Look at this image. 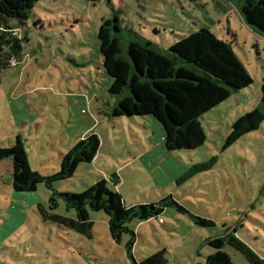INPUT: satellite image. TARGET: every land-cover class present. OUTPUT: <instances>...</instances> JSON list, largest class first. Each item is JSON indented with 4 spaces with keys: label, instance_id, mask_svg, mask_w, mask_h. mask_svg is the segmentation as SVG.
Segmentation results:
<instances>
[{
    "label": "rangeland",
    "instance_id": "374dc122",
    "mask_svg": "<svg viewBox=\"0 0 264 264\" xmlns=\"http://www.w3.org/2000/svg\"><path fill=\"white\" fill-rule=\"evenodd\" d=\"M117 18L126 56L131 42L150 43L170 57L169 47L204 28L233 50L252 85L200 118L206 134L192 151H168L164 129L153 117H113L118 97L108 88L98 31L103 20ZM21 51L2 74L0 147L19 135L29 165L44 178L60 169L62 157L81 139L98 135L100 148L74 175L36 192L13 188L12 161H0V264H133L126 249L130 234L112 240L109 217L89 212L91 237L45 221L39 207L76 219L58 193H82L99 180L118 192L127 206L158 203L172 196L184 209L166 207L160 218L132 220L135 261L164 250L167 264H207L216 252L206 241L238 235L264 257V122L223 149L232 123L261 106L264 83V37L242 21L230 0H40L19 24ZM186 182V173L197 171ZM189 214L214 222L200 227ZM242 225V227H241ZM234 264H247L229 246L222 248Z\"/></svg>",
    "mask_w": 264,
    "mask_h": 264
},
{
    "label": "trees",
    "instance_id": "16d2710c",
    "mask_svg": "<svg viewBox=\"0 0 264 264\" xmlns=\"http://www.w3.org/2000/svg\"><path fill=\"white\" fill-rule=\"evenodd\" d=\"M40 0H0V84L3 72L12 66L21 51L22 40L18 38L19 24H24L28 14ZM97 3L101 0H86ZM234 2L242 21L255 33L264 37V0H230ZM112 30L120 32L117 18L103 20L98 31L99 49L103 66L112 79L108 88L111 96L118 97L113 117H153L164 129V145L168 151H192L204 145L206 134L200 118L228 100L232 92L241 91L253 83L233 50L232 44L218 39L207 29H200L169 47L170 57L152 49L150 43L127 45L122 55L120 40ZM260 104L239 117L231 125L223 149H227L244 135L258 130L264 122V83L261 86ZM100 148L97 134L91 133L79 140L63 157L60 169L44 178L32 170L21 137L18 135L9 148L0 147V161H12V182L16 192H36L40 183L48 186L56 181L71 178L81 163H90ZM197 171L186 173L179 182H186L198 170L208 166L198 165ZM66 208L74 210L76 219L56 214L55 198L50 199L49 211L39 207L45 221L91 237L93 223L89 212H104L108 217L110 236L119 243L123 234H130L126 249L133 264H167L166 251L161 250L142 261L131 255L135 232L129 224L136 219L141 222L160 218L166 207H183L170 195L158 203L127 206L121 195L106 187L99 180L82 193H58ZM200 227H213V221L189 214ZM242 227V225H241ZM235 227L226 235L208 239L206 243L216 252L206 258L207 264H234L222 248L229 246L239 252L247 264H264L261 257L238 235Z\"/></svg>",
    "mask_w": 264,
    "mask_h": 264
}]
</instances>
